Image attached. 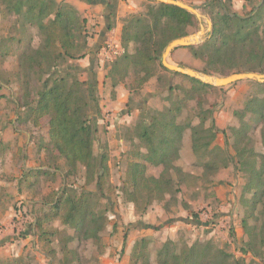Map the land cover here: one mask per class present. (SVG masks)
<instances>
[{"label": "trees", "instance_id": "1", "mask_svg": "<svg viewBox=\"0 0 264 264\" xmlns=\"http://www.w3.org/2000/svg\"><path fill=\"white\" fill-rule=\"evenodd\" d=\"M208 6L211 8V32L203 42L188 46L193 55L204 62L202 72L220 76L234 72L264 73V0L246 15L232 11L223 0H211ZM215 8L219 10L215 12ZM0 14L12 20L9 36L0 41V56L10 54L8 41L23 45V36L31 35L25 48L17 54V69L13 74L20 88L16 100L19 108L23 109V121L38 127L44 118H48L50 147L46 145L44 148L54 159L51 168H60L58 158L61 157L68 176L76 174L81 166L85 169V181L81 186L66 184L58 194L49 195L41 201L43 217L59 218L63 225L76 230L84 226V238L99 242L106 225L104 216L108 207L100 202L101 194L87 189L88 185L96 183L102 190L108 171L106 158L102 156L99 159L94 151L96 127L91 119L90 104L91 99L94 100L96 79L94 83L82 80L78 64L70 63L85 56L92 37L87 19L80 16L76 6L65 0H0ZM121 22L120 57L111 67L114 74H119L121 80L133 75L142 87L160 66L172 74L189 78L191 82L190 88L170 84V106L147 114V119L134 128L137 149L133 151L121 190L135 196L138 211L144 214L155 202L168 204L177 201L185 182L200 179V176L189 172L174 176V161L180 155L187 128L191 130L192 147L197 155L215 152V147L211 148V145L220 130L209 108L200 106L201 112L196 116L199 122L196 124L178 122L187 102L195 99L197 92L215 86L171 71L162 64V55L169 42L189 35L197 28L199 20L195 14L177 5L149 0L146 11L128 14ZM31 29L36 30L38 45L32 44L34 37ZM11 31H16L18 35ZM14 80L12 77L0 80V86L9 85ZM252 82L263 91L251 94L244 110L238 113L240 118L246 114L261 122L262 150H255V141L248 134V121L242 120V125L232 130L236 137V153L245 159L240 169L249 173L246 190L254 195L249 210V216L255 219V224L249 228L253 239L249 243L250 249L243 250L253 257H264V82ZM90 85L93 87L91 94ZM180 89L185 95L174 100V91ZM148 165L161 167L160 174H149ZM218 169L212 158L203 164L204 175H214ZM49 173L50 169L30 170V174ZM35 218L39 241L51 244L52 237L60 232L46 228L39 216ZM73 239L69 235L62 241L63 244L60 243L63 253L60 264L78 261L76 252L69 247ZM148 242L143 238L134 245L132 264H230L232 258L231 252L216 246L212 240L178 244L169 239L159 248L153 263L147 250ZM54 252L53 257H56L57 252Z\"/></svg>", "mask_w": 264, "mask_h": 264}, {"label": "rangeland", "instance_id": "2", "mask_svg": "<svg viewBox=\"0 0 264 264\" xmlns=\"http://www.w3.org/2000/svg\"><path fill=\"white\" fill-rule=\"evenodd\" d=\"M183 1L193 5L205 16L201 20L198 19L199 24L192 33L198 31L201 24L208 27L211 10L208 2L211 0ZM223 1L240 15L253 12L263 2V0ZM73 2L79 4L80 0ZM148 3L149 0H116L114 3L113 0H109L112 6L110 8L112 25L118 20L121 22L128 14L146 11ZM84 6L83 10H78L80 16L87 19L89 34L94 36L96 31L93 29L94 26H89L90 18L85 16L86 13L91 10L95 18L100 17L99 19L104 20L107 11L100 6L101 9L97 13L95 11L97 9H93L94 5ZM218 10L219 8L214 9L215 12ZM11 21V17L0 14V41L9 36ZM31 30L34 37L32 44L38 45L39 37L36 36V30ZM11 33L18 35L16 31ZM30 36L29 34L23 36V45L16 41H8L10 54L6 57L0 56V80L11 77L14 80L17 54L25 48ZM113 39L112 33L108 38L109 43L104 42L103 46H100L95 55L94 69L80 73L82 80L91 79L90 82L94 83L96 79L94 100L91 99L90 104L91 119L96 127L94 151L99 159H102V156L106 158L108 166L102 190L96 183L87 186L88 190L101 194L100 202L105 206L107 204L108 207V212L104 216L106 225L101 232V241L85 239L84 226L76 230L63 225L59 218L43 217L44 208L37 200L42 201L49 195L58 194L66 184L81 186L85 181V169L81 166L76 174L69 173L68 176L65 161L61 157L58 158L60 168H51L54 159L44 148L46 145L50 147L48 118H44L38 127L23 121V109L19 108L16 100L20 88L14 80L9 85L0 86V175L3 179L12 181L11 186L20 194L17 200L13 197L15 201L12 205L16 215L8 221L16 224L15 230L10 229L0 235V264L16 260H20L17 264H60L59 260L63 256L60 247L62 241L69 235L75 238L69 242V247L78 256V261L72 264H103L105 254L110 248L112 250L108 255L119 258L118 247L113 246L117 244L113 240V233L120 230L126 235L129 233L138 235L133 247L143 238L148 240L147 250L153 263L159 248L164 242L172 239L178 244L212 240L216 246L231 252L230 264H264V257H253L251 253L243 250L250 249L249 243L253 239L249 228L255 224V219L249 216V210L254 195L246 190L249 173L240 169V164L245 159L236 153L234 148L236 137L232 130L233 127L239 128L242 120L248 121L250 124L248 134L255 141V150H262L261 122H258V118L246 114L240 118L238 112L244 110L251 94H260L263 90L252 80L245 79L223 87L215 86L202 90L196 93L195 99L187 102L178 122L184 125L196 124L199 122L196 116L201 112L200 106L209 108L220 130L211 145V148L215 147V152L211 155H197L192 147L191 130L187 128L183 135L180 155L174 161V176L180 172H189L200 176V179L185 182L177 195V201H170L168 204L164 201L155 202L146 213L141 214L135 196L125 194L121 190L133 151L137 149L138 139L135 138L134 128L147 119V114L170 106L171 93L168 91L170 84L190 88L191 82L189 78L172 74L160 66L157 67L156 74L141 85L142 87H139L140 84L138 85L133 75L121 80L119 74L111 71L113 62L120 54H111L107 57L104 53V48L108 44L119 45L111 41ZM93 46L88 45L85 55ZM168 59L174 64L188 66L199 72H202L205 66L202 60L192 57L189 48H180L172 52ZM70 63L78 66L80 64L77 60ZM121 83L125 86L124 90L118 88ZM92 88L91 85L88 87L90 94ZM184 95L181 89L173 93L174 100L177 96ZM207 124H210V120ZM209 158H212L219 167L214 175L203 173V164ZM31 169H50V173L30 174ZM161 169L148 165V173L152 175L158 176ZM0 194L3 196V191H0ZM36 216L43 219L46 228L60 232L52 237L53 242L49 245L38 239V230L34 226ZM9 236L16 244L3 246L2 239ZM54 250L57 252L56 257H53Z\"/></svg>", "mask_w": 264, "mask_h": 264}, {"label": "crops", "instance_id": "3", "mask_svg": "<svg viewBox=\"0 0 264 264\" xmlns=\"http://www.w3.org/2000/svg\"><path fill=\"white\" fill-rule=\"evenodd\" d=\"M69 1L71 3H74V5H76L78 9L83 10V7H85L84 5H90V6L94 5L93 9H97L95 10L97 11V13L101 9L100 6L104 7L105 10L107 11V15H105L104 20L99 19L100 17L95 18L94 14H91V10H88L87 12V13H90L89 15H87V13L85 15L86 17L90 18L88 22L89 26H94L93 29H95L96 31L94 36H92L89 39V45L92 44L94 46L92 47V49H90L87 55L78 59L77 61L80 63L79 68L81 69V72L82 71L90 72L91 70L94 69V63H95L94 60H95L96 53L100 50V46L104 42L109 41L108 38L110 34L112 33L114 34V39L111 41H113L114 43L120 44L122 22H119L118 20L112 25V16L110 15V8L112 6L109 4V0H94V1L93 0H80L79 4H75L73 0H69ZM115 1L116 0H113V3ZM180 48H188V47H178L175 50H173V52H176ZM192 57L194 59H197L193 55V53H192ZM118 88L124 90L125 86L123 83H121V85H118ZM16 176H18V174H16ZM11 184H12V181H7V179H3L2 176L0 175V191H3V194H4L3 196H1L0 194V235L4 234V232L10 229L15 230V227H16V224L13 225L12 222H8V221L11 218H13L14 215H16L14 206L12 204L14 203L15 200L19 199L18 196L20 193L17 191V189L14 186H11ZM13 197H15L14 198L15 200L13 199ZM37 202L40 203L41 200H37ZM137 237H138L137 234L129 233L126 235L121 230L118 233H113V240L117 243L116 245H113V246L118 247V250L120 252L119 258L118 257L112 258L110 254L108 255V253H110V250H112V248H110L108 252L105 254L103 264H131L132 262L130 259V254L132 251L134 241ZM12 240L13 239H11V236H9L7 238H3L1 243L3 246L9 245V244L15 245L16 243L15 242L13 243Z\"/></svg>", "mask_w": 264, "mask_h": 264}, {"label": "water", "instance_id": "4", "mask_svg": "<svg viewBox=\"0 0 264 264\" xmlns=\"http://www.w3.org/2000/svg\"><path fill=\"white\" fill-rule=\"evenodd\" d=\"M157 2H163L167 4L177 5L181 8H184L191 13L195 14L196 17L201 20L205 18V16L200 13L197 8L191 5L188 2L183 0H153ZM208 27H205L201 24L200 29L196 32H193L189 35L175 38L169 42L167 47L165 48L163 55H162V64L169 70L178 72L184 75H188L190 77L196 78L203 83L210 84L217 87H223L241 80H256L260 83L264 82V73H257V72H234L226 76L208 74L204 72H199L191 67L188 66H181L174 64L169 61V56L178 47H188L190 45H196L205 39V37L209 34L212 28L211 20L208 19Z\"/></svg>", "mask_w": 264, "mask_h": 264}, {"label": "built area", "instance_id": "5", "mask_svg": "<svg viewBox=\"0 0 264 264\" xmlns=\"http://www.w3.org/2000/svg\"><path fill=\"white\" fill-rule=\"evenodd\" d=\"M121 51L120 45L114 46V44H108L104 48V53L107 57H110L111 54H119Z\"/></svg>", "mask_w": 264, "mask_h": 264}]
</instances>
